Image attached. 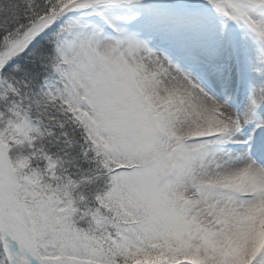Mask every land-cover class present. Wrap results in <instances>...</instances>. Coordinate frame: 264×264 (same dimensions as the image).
I'll return each instance as SVG.
<instances>
[{"label": "snow or ice", "instance_id": "1", "mask_svg": "<svg viewBox=\"0 0 264 264\" xmlns=\"http://www.w3.org/2000/svg\"><path fill=\"white\" fill-rule=\"evenodd\" d=\"M0 264H264V0H0Z\"/></svg>", "mask_w": 264, "mask_h": 264}]
</instances>
